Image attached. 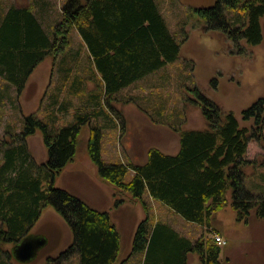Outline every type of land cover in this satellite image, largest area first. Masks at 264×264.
Segmentation results:
<instances>
[{"label":"trees","instance_id":"trees-1","mask_svg":"<svg viewBox=\"0 0 264 264\" xmlns=\"http://www.w3.org/2000/svg\"><path fill=\"white\" fill-rule=\"evenodd\" d=\"M52 6L56 7L49 0H32L27 7H0V77L21 94L47 57L52 56L57 66V83L48 97L45 119L30 114L24 117L20 131L7 126L5 136L0 137V250L4 254L0 264H8L13 257L1 246L20 243L49 206L72 233V243L59 258L78 254L80 264L118 263L121 234L111 213L55 187L57 177L75 160L85 126L90 129L87 153L98 176L143 204L146 217L132 242V255L142 254L140 264H188L191 254L199 256V264H221L223 248L215 240L220 233L212 228L217 214L230 206L239 224L248 225L252 215L264 220V191L256 195L247 189L245 171L254 163L247 159L249 145L260 139L264 129V98L242 112L243 121H252L253 126L241 127L233 112H224L197 87L188 86L191 97L183 101L200 108L206 129H183L184 112L182 118L155 122L179 135L175 155L151 148L145 163H106L102 157L104 129L125 128L124 121L110 110L109 97L178 62L187 36L170 31L158 0H67L58 9L60 18L49 22ZM194 11L209 30L222 31L235 43L245 41L255 47L264 40V0H216L213 6ZM73 31L82 39L77 48L71 46ZM84 47L97 63L101 82H93L96 88L101 86V92L90 100L79 98L75 104L81 84L71 82V73ZM217 83L213 78L211 87L215 89ZM136 103L150 113L144 102ZM71 111L74 120L61 126L59 114ZM37 132L42 134L48 155L40 164L27 143ZM146 196L208 228L209 236L192 240L169 223L155 221Z\"/></svg>","mask_w":264,"mask_h":264},{"label":"rangeland","instance_id":"rangeland-1","mask_svg":"<svg viewBox=\"0 0 264 264\" xmlns=\"http://www.w3.org/2000/svg\"><path fill=\"white\" fill-rule=\"evenodd\" d=\"M49 1L54 2L56 6H52L54 12L49 18V22H53L60 18L58 9L64 6L67 0ZM215 1L158 0L170 31L178 36H187L181 47L180 59L169 69V74H174V78L165 86L174 104L184 109L186 120L183 129L186 130H204L208 127L200 108L196 104L183 101L186 96L191 97L189 91H186L188 86L197 87L224 112H233L241 127L253 126L252 121H243L242 112L258 99L264 98V40L261 45L253 47L245 41L235 43L222 31L209 30L194 9L213 6ZM10 2H14L17 7H27L32 0ZM261 25L264 36V18ZM71 40L73 47L82 45L76 31L72 32ZM55 68L56 60L52 56L47 57L35 69L21 94L0 77V137L5 136L7 126L20 131L24 117L30 114L45 119L48 113V97L57 83ZM213 78L218 80L215 89L211 87ZM146 84L156 86L155 80L150 79L147 83L136 85L134 93ZM73 113L74 111L61 112L60 125L72 122ZM130 113L134 121L125 119V128L121 126L119 129H104L102 157L106 163L124 161L142 164L146 162L147 152L151 148H158L169 155H175L179 151L177 133L166 126L155 125L143 114L134 113L132 110ZM89 135L90 129L85 126L78 139L79 150L75 160L57 177L55 187L69 190L96 209L109 211L121 234L122 250L117 264L125 260V264H140L142 254L132 255V242L138 225L146 217L143 204L126 193L118 192L113 185L98 176L97 168L89 159L86 149ZM260 135L259 140H253L249 145L247 159L254 163L245 170L247 189L256 195L264 191V129L260 131ZM27 143L38 164L47 160V150L41 132L29 137ZM130 177L129 174L126 180L129 181ZM118 200L122 201L116 206ZM145 200L151 207L155 221L169 223L180 234L192 240L199 239L202 234L209 236L208 228L185 220L148 196ZM212 228L217 229L220 233L217 235L227 242L222 246L221 264H264V220L252 215L248 225L239 224L235 212L228 206L217 214ZM211 231L215 236L214 230ZM30 234H41L47 239L45 248L30 264H80L78 254H73L67 259L59 258L72 243V233L52 207L43 210L40 220ZM13 248L12 244L1 246L2 251L11 254ZM0 255L4 256L1 250ZM5 259L3 257V260ZM7 263L20 264L13 257ZM188 264H199V256L189 255Z\"/></svg>","mask_w":264,"mask_h":264},{"label":"crops","instance_id":"crops-1","mask_svg":"<svg viewBox=\"0 0 264 264\" xmlns=\"http://www.w3.org/2000/svg\"><path fill=\"white\" fill-rule=\"evenodd\" d=\"M10 1L11 0H0V7L7 10L9 7L14 5V2L12 3ZM78 37L80 38V41H82L79 35ZM79 46H81V44ZM95 64L97 63L96 61H94V58L91 56L88 48L84 47L76 65L72 67L74 68V70L71 73V82H79L81 84L80 89L76 90L77 94L74 98L75 104H77V100L79 98L90 100L93 96L96 95V93L101 92V86L99 88H96V85L93 82L94 79H96L98 82H101V74L99 73V71H97ZM171 65L172 64L165 65L161 69L150 73L144 79L137 81L136 83L125 88L116 95L109 97L108 105L110 110L114 114H116L115 117H117L119 121H124L125 119L134 121V119L131 118L132 115L130 113V111L132 110L134 113H140L147 116L155 125H158L155 122H162L167 120L173 121L174 119L176 120L182 118L184 109L174 104L172 97L165 89V86H168L174 78V74H169ZM180 71L181 70H179V73ZM150 79L155 80L156 86L146 84L144 87H140L137 93H134L136 85H138L139 83H147ZM139 101L144 102L146 109L150 113L141 111L138 108L136 102ZM153 117L155 121L152 119ZM115 120L117 119L115 118Z\"/></svg>","mask_w":264,"mask_h":264},{"label":"water","instance_id":"water-1","mask_svg":"<svg viewBox=\"0 0 264 264\" xmlns=\"http://www.w3.org/2000/svg\"><path fill=\"white\" fill-rule=\"evenodd\" d=\"M46 245L47 239L45 237L29 234L14 246L12 255L18 263L30 264L38 258Z\"/></svg>","mask_w":264,"mask_h":264},{"label":"built area","instance_id":"built-area-1","mask_svg":"<svg viewBox=\"0 0 264 264\" xmlns=\"http://www.w3.org/2000/svg\"><path fill=\"white\" fill-rule=\"evenodd\" d=\"M215 240L218 242V244H220V245H225L226 244V242L222 239V237H220V236H216L215 237Z\"/></svg>","mask_w":264,"mask_h":264},{"label":"flooded vegetation","instance_id":"flooded-vegetation-1","mask_svg":"<svg viewBox=\"0 0 264 264\" xmlns=\"http://www.w3.org/2000/svg\"><path fill=\"white\" fill-rule=\"evenodd\" d=\"M37 235H39V236H43V237H44V235H41V234H37Z\"/></svg>","mask_w":264,"mask_h":264}]
</instances>
